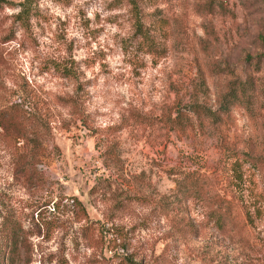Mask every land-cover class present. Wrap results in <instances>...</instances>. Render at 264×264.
Wrapping results in <instances>:
<instances>
[{"label":"rangeland","instance_id":"rangeland-1","mask_svg":"<svg viewBox=\"0 0 264 264\" xmlns=\"http://www.w3.org/2000/svg\"><path fill=\"white\" fill-rule=\"evenodd\" d=\"M1 252L264 264V0H0Z\"/></svg>","mask_w":264,"mask_h":264},{"label":"trees","instance_id":"trees-1","mask_svg":"<svg viewBox=\"0 0 264 264\" xmlns=\"http://www.w3.org/2000/svg\"><path fill=\"white\" fill-rule=\"evenodd\" d=\"M186 187H187V189H188V187H190V192H189V195L191 196V195H193V196H195V197H198V192L196 191V189H195V184L193 183V184H190L189 186H188V183H186ZM189 190V189H188ZM222 216V215H221ZM221 216L220 215H217V218H219V219H221ZM2 254V252L0 253V255Z\"/></svg>","mask_w":264,"mask_h":264}]
</instances>
